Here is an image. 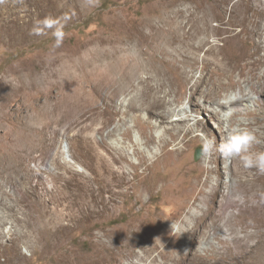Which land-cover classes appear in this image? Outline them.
I'll list each match as a JSON object with an SVG mask.
<instances>
[{"label": "rangeland", "instance_id": "1", "mask_svg": "<svg viewBox=\"0 0 264 264\" xmlns=\"http://www.w3.org/2000/svg\"><path fill=\"white\" fill-rule=\"evenodd\" d=\"M184 1L177 9L189 14L200 2L210 7L213 0ZM172 2L0 0V264H60L65 258L88 264L99 259L107 264H251L245 255L247 245L257 246L264 234V179L258 180L264 173L253 167L233 177L229 170L233 159L220 154L225 185L210 207L218 178L208 173V167L217 165L206 164L212 151L199 159L196 155L204 139H216L219 145L228 127L242 122L256 137L251 151L264 152V90L259 79L250 83L248 75L241 76L244 62L233 59L234 50L245 52L249 42L251 49L260 44L263 50L254 58H263L256 73L264 76V0H233L240 4L237 12L213 9L203 36L209 43L197 61L185 67L186 73L199 78L208 72V60L239 66L221 79L224 87L213 106L207 103L209 109L222 111L223 118L228 108L217 104L229 90H240L239 105L231 107L233 122L223 125L209 111L200 110L206 105L203 98L198 97L201 106L190 103L189 84L180 72L166 73L163 62L170 58H163L161 48L172 47L165 32L153 35L151 54L142 50V21L150 17L163 26L162 18L173 15ZM49 16L64 24L66 35L59 48L53 47L52 30L39 36L32 33L35 22ZM244 17L253 21L256 32L249 39L241 24ZM145 32L151 34V29ZM136 63L148 65L155 86L164 77L167 84L145 99L140 96L143 107L130 114L141 118L139 124L129 114L124 116L123 109L107 122L110 105L118 108L139 96L140 78L147 74L134 70L124 79L121 75L123 66ZM112 67L116 81L125 86L114 99L108 97ZM155 96L160 102L157 113L167 115L166 120L149 110ZM95 106L98 112L91 116ZM186 112L192 132L178 142L166 136L169 142L161 147L165 127L186 118ZM122 116L128 117L127 127L120 122ZM195 119L210 126L211 137L194 128ZM120 125L132 129L129 139L112 134ZM147 139L153 140L150 145ZM137 148L145 160L136 154ZM176 150L185 151L183 162L190 168L185 186L190 192L182 198L162 195L155 184L166 166L153 163L158 159L169 163L179 156ZM109 153L124 160L114 163ZM71 172L77 175L76 186L57 182V174L69 180ZM97 181L110 183L112 193L98 192ZM151 189L156 190L153 195ZM56 223H62L64 233H57ZM249 233L252 239H247ZM50 243L56 248H47Z\"/></svg>", "mask_w": 264, "mask_h": 264}, {"label": "bare ground", "instance_id": "2", "mask_svg": "<svg viewBox=\"0 0 264 264\" xmlns=\"http://www.w3.org/2000/svg\"><path fill=\"white\" fill-rule=\"evenodd\" d=\"M183 1L184 0H173L172 4H173V7H175V9L173 11V15L168 17V18H165V17L162 18L161 22L163 23V26L156 25L155 22H153L152 18H150V17H148L142 21V23H141L142 27L139 30V38L141 41L142 50L147 54H151L150 41H151L153 35L159 31L165 32L167 34V37H168L166 40H167L168 44L172 47L171 51L167 50L168 48L167 49L161 48L163 58L164 57L170 58V60L167 58L169 61L163 62L164 65L168 66L166 73L175 74V73L180 72V74L186 79V81L189 84L188 89L191 91V100H190L191 102L190 103L193 106H201L200 104H198V101H199L198 97L203 98L205 100L206 105L201 106L200 110L205 109L206 111H209L210 117L212 119L218 120L220 125H223L225 123V120L222 118V114H221L222 111H220L218 109H209V107L207 106V103H211V107L213 106V103L219 97L220 90L224 87V84L221 82V79L227 75H230L232 72H234L236 67H239V66H236L234 69V67L231 68L233 66L232 61L220 62L218 60H208L207 65H209L208 66L209 70L206 74H204L202 72L203 74L199 78H196L194 76L193 72H191V71H190L191 73H189V74L186 73L185 67H186V65H193L197 61V58L199 57V53L204 51L205 47L209 43L208 38L203 37V36L206 34V32L208 31V28L210 26V19L209 18L211 17L210 15H211L212 10L213 9H219L221 11L232 10V12H237V10L240 8V4L239 3H233V0H213L212 2H210V7H208L207 4L204 1H202L196 7H193V9H189L188 10L189 14H186V13H184L183 10L177 9V7ZM183 19L186 20V22L184 24L181 23V21ZM241 24H242V26H244V31L248 34V39L250 38V36L255 35V33H256L255 29L252 28L253 21L247 20L244 17ZM166 27H168V28L166 29ZM145 28H150L151 34H147L145 32ZM176 44L182 45L181 49L176 47L175 46ZM251 46H252V43L249 42L248 46H247L249 48V50H246L245 52H241L239 50H236V51L234 50V52H233L234 58L233 59H234V61H237L240 63L244 62L242 67L239 69L240 75L245 76V77H247V75H248L249 76L247 78L248 82H250V79H253V80L259 79L261 82L260 86L264 90V76L261 78H258L257 73H256L257 67L263 62V58L260 57L259 60H256L254 58L256 53H259L260 51L263 50V47L258 43L255 46V48H253V49H251ZM213 50L214 49L211 48L210 50H208L206 52V54L211 53ZM164 60H166V59H164ZM163 67H165V66H163ZM134 70L137 72H143V73L147 74V77L140 78V83H139L140 89H138L139 92L137 91L139 93V96L137 95V97H135V98H130V100L128 99L129 102L127 104H126V102H127L126 100H125V102L124 101L121 102V104H119L120 106H118V108H117V106L110 105L109 106L110 118L107 120V122H110L114 115H119V113L123 109L124 114L122 112L121 113L124 116H125V114L126 115L129 114V116H131V118L134 119L135 123L139 124L141 122V118L135 114L133 116L130 114L141 110V108L143 107L141 105V102H140L141 99H139L140 96H141V98L145 99V98L149 97L150 94L155 92L156 90L164 88L167 84L166 78L164 77L163 83L155 86L152 83L155 80L154 76L152 75L153 73L150 72L148 65H146L144 63H136L135 65H132V66H123V68H121L122 78L124 79L125 76L126 77L129 76ZM246 70H248V71H246ZM115 76H116V68L112 67L110 70V79H109L110 85H112V89L108 90V97L111 99L116 98L117 94H119L120 92H123V88L125 87L124 85L122 86L123 83H118L116 81ZM170 82H171V80H170ZM160 101H161V99H160ZM239 102L240 101H238L232 105H224V104H217V105L220 109L223 110L225 108L238 106ZM159 107H160V102L157 100V97L155 96L154 102L149 106V110L151 111L152 114L159 115L157 113V110ZM98 109H99V107L95 106L94 109L91 110L90 115L93 116V114H96L98 112ZM159 113H160V111H159ZM186 114H187V117L177 121L176 125L172 124V126H170V127H165L164 134L161 136L160 141H159V144L161 147H164V145H166L169 142V140L167 139L166 136H169V137H171V140L178 142L181 137H183L185 139L192 132V129L186 125V123L190 117V115L187 112H186ZM87 115H88V113H87ZM159 116H161V118L163 120H166L167 115L166 116L165 115L164 116L159 115ZM127 118H123V116H122L121 120H120L122 125L125 127L128 126L127 123L129 122L127 120ZM196 120L197 119H195V121H194L195 122L194 128L197 130H201L202 132L206 133L208 137H211L212 131L210 130V126L201 120H197V121ZM232 122H233V118L227 121V123H229V124H231ZM112 134H115L116 135L115 137L122 136L123 139H129L130 136H132V129L131 128L123 129V127L120 125V126H118V127L116 126L114 128V131ZM221 135H224V133L221 132ZM151 141H153V140L147 139V145H150ZM212 141H215V147L214 148H216V146L219 143L218 140L213 139ZM177 145H179V143ZM103 146H106L105 143ZM137 146L139 147V145H137ZM214 148L212 149L211 156L206 161V164H209V165L216 164L217 165L216 167H210V166L208 167L209 168L208 173L216 174L217 178H218V180H217L218 185H216V187L213 188L212 194L210 195V202H208L210 207L212 205L211 203L217 198L218 194L220 193V188L225 185V183L223 182V177L226 175V172L224 171V168L222 167L223 163H222V161L220 162V152L214 150ZM136 151H137L136 154L139 155L142 160L146 159V157L142 154L143 152L141 153V150L139 148H137ZM176 153H179V156L177 158H173L172 160H170L169 163H166L165 160L158 159L159 155L155 154V156L158 155L157 156L158 160L156 159L157 161H155L153 163L154 167H156V166L163 167L164 165L166 167L170 166L169 171L165 167L164 172L158 173V175L156 176L155 184H157L156 189H158V186H160V189H161L160 192L162 191V193H164L162 195L169 194L173 198L174 197L177 198L176 197V195H177L178 197L181 196V198H182V196H184L185 194L190 192L189 188L185 187L186 183H187L186 178H188V176L190 175V168H188L187 165L183 162L185 159V157H184L185 151L180 152L179 150H176ZM109 154L111 156L110 161L112 160L114 163H120L121 160H124V157H117L113 153H109ZM236 162L237 161L235 159H233L232 165L229 169L231 171V175L233 177L238 176V174L241 171L247 170L244 167L238 166ZM109 164H108V167H109L110 174L113 177L117 178L118 173L112 168L114 166H111ZM70 174H71V177L69 180H67L65 178V176H63V174H60V173L57 174L55 178H56L58 183L59 182L61 183L62 186H65V187L73 186L74 187L77 185V178H76L77 175H75V173H73V172H71ZM263 179L264 178L261 176L258 177L259 181H262ZM98 182L99 181H97V184L99 186H101L99 188V190H97L98 192L100 190L104 189V191L108 190L109 192L112 193L113 186L110 183H108L106 181L104 184L100 185ZM191 187L192 186L190 185V188ZM191 191H192V189H191ZM149 192L153 195L156 192V190L151 189V190H149ZM170 202H171V200H170ZM183 202L185 204L187 201L184 200ZM61 224L56 223V226H55L57 233L60 232V234L64 233L63 231L65 229V227ZM253 236H254L253 234L249 233L246 237H247V239H252ZM259 236H260V242L257 246L252 247V246L246 244L248 246V250H247V253L245 254L247 257L246 256L245 257L247 259H249V263H251V264H260L259 261H261V260H259V257L262 256V247H263L262 245H264V234H260ZM54 246H56V245L52 246V244L50 243L47 246V248H52ZM54 248H56V247H54ZM58 248H60V246ZM63 251H65V250H63ZM54 252H53V254H54ZM56 253H57V250H56ZM60 256H61V254H60ZM66 256H68V255H66ZM56 264H57V262H56ZM60 264H88V263H86V262L82 263V262H79V260L77 261L74 259H68L67 260L65 258L64 261L61 260ZM92 264H107V260L106 259L105 260L99 259ZM262 264H264V263H262Z\"/></svg>", "mask_w": 264, "mask_h": 264}, {"label": "clouds", "instance_id": "3", "mask_svg": "<svg viewBox=\"0 0 264 264\" xmlns=\"http://www.w3.org/2000/svg\"><path fill=\"white\" fill-rule=\"evenodd\" d=\"M52 30L51 34L54 38V48H59L65 38L64 24L57 18L51 16L45 17L42 20H37L33 26L32 33L41 35L45 30ZM242 99L239 89L229 90L220 100L221 104L232 105ZM235 109L229 107L223 112V119L227 122L230 120ZM226 127L227 123H226ZM159 134V133H157ZM256 142V137L253 132L243 122L240 124L228 127L225 137L218 145L220 154L228 160L238 159L242 167L256 168L264 173V152H252L251 147ZM215 147V141L204 139L201 155L208 154ZM172 226V225H171Z\"/></svg>", "mask_w": 264, "mask_h": 264}, {"label": "water", "instance_id": "4", "mask_svg": "<svg viewBox=\"0 0 264 264\" xmlns=\"http://www.w3.org/2000/svg\"><path fill=\"white\" fill-rule=\"evenodd\" d=\"M201 157V151L197 152L196 159H199Z\"/></svg>", "mask_w": 264, "mask_h": 264}]
</instances>
